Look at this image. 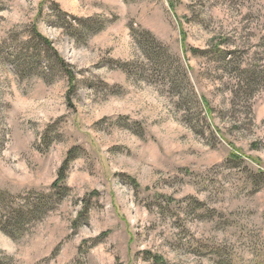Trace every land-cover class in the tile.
Here are the masks:
<instances>
[{
  "label": "rangeland",
  "instance_id": "1",
  "mask_svg": "<svg viewBox=\"0 0 264 264\" xmlns=\"http://www.w3.org/2000/svg\"><path fill=\"white\" fill-rule=\"evenodd\" d=\"M0 264H264V0H0Z\"/></svg>",
  "mask_w": 264,
  "mask_h": 264
},
{
  "label": "trees",
  "instance_id": "2",
  "mask_svg": "<svg viewBox=\"0 0 264 264\" xmlns=\"http://www.w3.org/2000/svg\"><path fill=\"white\" fill-rule=\"evenodd\" d=\"M40 37V36H39ZM41 38V37H40ZM44 40V42L48 45V46H51V43L48 41V40H46V39H43ZM51 48H53L52 46H51ZM57 54V53H56ZM245 72H247L249 75H251V76H253V75H256L257 74V72L255 71V70H253V69H250V70H245ZM70 78H72L73 79V76H72V72H70Z\"/></svg>",
  "mask_w": 264,
  "mask_h": 264
}]
</instances>
